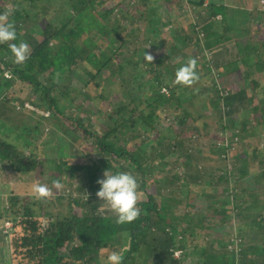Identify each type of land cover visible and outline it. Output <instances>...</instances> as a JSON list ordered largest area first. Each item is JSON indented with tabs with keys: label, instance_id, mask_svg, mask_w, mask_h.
Listing matches in <instances>:
<instances>
[{
	"label": "trees",
	"instance_id": "obj_1",
	"mask_svg": "<svg viewBox=\"0 0 264 264\" xmlns=\"http://www.w3.org/2000/svg\"><path fill=\"white\" fill-rule=\"evenodd\" d=\"M93 1L23 0L21 4L17 0H0V14L7 13L16 29V41L9 43L25 41L29 45L25 61L15 64L7 44H0V104L4 100L24 108L21 104L25 100L34 108L30 114L36 116L34 137H30L35 140L25 144L28 151L0 137V194L7 196L1 218L14 217L26 233L21 239L23 250L16 251V255L24 264H102L110 252L118 251L122 253V264H144L137 252L146 247L157 259L156 264H182L187 257L190 264H251L253 260L264 264V247L246 246V240L240 237L242 225L236 229L235 246L217 234L222 228H230V220L240 214L247 230L254 227L260 239L264 231V217L260 214L264 208V102H260L264 99V85L250 70L264 68V36L253 29L256 14L264 10H232L223 0H163L162 5L156 4L158 0H124L127 7L111 0L116 3H109L103 14L97 12L102 16L126 7L128 14L134 12L133 18L123 15L122 23L133 25L149 19L146 32L153 40L146 45L147 36L140 38L135 33L128 38L113 24L111 31L107 30L96 12H89ZM181 22L186 25L177 28ZM166 25L171 27L169 48L194 43L202 53L196 71L198 79L189 86L174 82V72L185 59L166 62V47L150 63L143 61L145 53H139L144 45L153 49L165 46L161 34ZM187 30L189 36H184ZM109 31L115 36L114 43L98 45L96 41L88 47L83 44L87 37L97 40V36ZM231 47L235 60L225 57V62H219V55L230 54ZM206 52L210 53L209 60ZM116 54L119 59H114ZM215 74L236 75L237 79L235 84L225 81L219 85ZM17 82L28 95L15 104L11 90ZM58 94L64 95L65 106L56 99ZM79 95L81 102L77 106L66 107ZM104 101L110 108L101 117L100 105ZM37 109L48 116L36 115ZM81 114L84 116L79 117ZM93 115L103 121L89 125L86 121ZM209 115L211 124L203 120ZM160 125L162 128H158ZM210 125L214 129L205 133ZM226 131L231 135L221 146L217 142ZM76 134L80 140L69 141ZM36 139L47 144L43 155L49 149L56 152V157L41 160ZM203 139L205 145L208 140H212L211 144L216 140L214 148L221 154L220 159L204 162L206 158L200 157L198 149ZM245 139L251 143L243 145L250 154L244 150L243 157H232L235 162L226 169V164H231L227 151ZM70 153L81 156L84 162L66 172L57 157H71ZM172 154L175 159L168 166L173 167L159 179L165 170L154 165L152 158ZM249 160L258 164L255 173L248 171ZM46 165L48 173L39 169ZM105 170L127 171L136 177L138 198L145 196L147 203L137 201L140 214L134 221L117 224L114 214L95 196L96 181ZM205 176L215 182L209 191L220 189L222 193L215 197L226 201L231 211L218 210L210 199L213 192H200L211 184L205 183ZM245 178L252 181V189L245 190V196L253 205L243 212L233 208V198L238 195L236 185L232 191L228 183H241ZM53 180L61 184L59 190L52 187ZM36 182L52 188V195L35 198L32 186ZM164 190L171 193L158 203L149 193ZM169 198L171 205L165 202ZM202 199L209 202L206 209L202 208ZM197 201L198 208L194 205ZM215 214L220 221L207 224ZM192 222L195 225L191 226ZM194 228L204 230L207 241L200 250V259L195 258L197 246L186 251L183 240ZM119 233L128 235L125 250L115 246ZM176 250L182 251L179 259L173 257Z\"/></svg>",
	"mask_w": 264,
	"mask_h": 264
},
{
	"label": "rangeland",
	"instance_id": "obj_2",
	"mask_svg": "<svg viewBox=\"0 0 264 264\" xmlns=\"http://www.w3.org/2000/svg\"><path fill=\"white\" fill-rule=\"evenodd\" d=\"M115 1H117V3L120 4L121 6L124 5L127 7L126 2L124 0H115ZM93 2H94L92 4L93 6L90 5L92 8H90L89 12L90 13L96 12L95 15L99 18L100 23L106 24V26H108L107 30H110V27L113 24L119 28L121 33H123V32L126 33L128 38H130L131 35L136 33L139 36L141 35L140 38H142V36L148 37V39L146 41V45H149L150 41L153 40L152 39L153 37L149 33L146 32V29L149 28V26H148L149 19L148 20L147 19L142 20V23L141 22L135 23L133 25H131V23L126 21V20H125L126 21L125 23H122L121 22L122 20H120V18L123 15L127 16V18H129V20H130L133 18L134 12L133 13L131 12L130 14H128V10L126 12L127 8L124 7V9L116 8L111 14L108 13L107 15L100 16L99 14H103L105 9L107 10L110 7L109 3H111V0H94ZM223 2L226 6L230 7L232 10L233 9H236L238 11H241V10L254 11V10H261V9L264 10V0H223ZM16 3L22 4L24 2H23V0H17ZM97 3H100V5ZM113 3H116V2H113ZM113 3H111V4H113ZM156 4L162 5V4H164V1L158 0V2ZM99 6L101 8H98ZM166 7H167V5H166ZM140 9H141V11L147 10V8H140ZM160 10H161V8H160ZM97 12L99 14H97ZM135 13H138V12L135 11ZM217 19H219V17H217ZM256 19H257L256 26L254 25L253 29H255L257 32L261 33V35L264 36V13L256 14ZM181 23H182L181 25L177 24L178 25L177 28L186 25V23H184V22H181ZM157 26L158 27L160 26L159 23ZM173 28H174V25H173ZM182 28H180V30H182ZM170 29H171L170 25L169 26H167V25L163 26L162 27V34L160 33L161 35H164V38H165V40H164L165 44L164 45L165 46H159L158 48L153 49L150 46L146 47L144 45L145 47L143 46L140 49L139 53L140 54L148 53L153 58L154 57H160L167 48L169 50H167L168 53L166 55V58H167L166 62L168 60H170L171 63H175V62L180 61L182 59H185V61H187L188 59L195 58L197 61L196 71H198V68H200V66H198V62L200 61V59H202L200 56L202 53L199 51V47L194 45V43H190L187 46H185L184 48H180V46H178V48L176 47L175 50L169 48L168 41L172 40V36L169 35ZM110 31H109V34L97 36L98 37L97 40H95L93 37H89V38L87 37L86 39H84L83 44L88 47L89 45L90 46L94 45V42H96V41H97L98 45H100V44L101 45H109L112 42L114 43L115 42V36H113L114 34ZM188 33H189V30L185 31V33H183V35L189 36ZM156 43H160V42L156 41ZM125 49L126 48H123V50H125ZM170 49L172 52L170 51ZM118 51H120V50H118ZM229 53L230 54H228V55H226L224 53L222 55H219L218 61L219 62H225L227 60L225 57H230V58H233L235 60L236 55L234 54L233 47H231V51ZM205 57H206V60H209L210 59V53L206 52ZM117 58L118 59L120 58L119 55H117V54L114 55V59H117ZM239 68L241 70L243 69L240 65H239ZM250 70L253 72V76L255 75V77L258 79L260 84L264 85V81H263L264 80V68H262L261 70H258V68L255 67V68L250 69ZM213 71H215L214 68H213ZM236 79H237L236 75H233V76L228 75L227 77H224V75L218 76L217 74H215V83L219 84V85H221V83L225 82V81H228L229 84H232L233 82L235 84ZM80 81H82V80H80ZM202 81H205V79H203ZM223 86H226V85H223ZM223 86H220L221 87L220 89H222ZM24 88L25 87L23 85H21L19 82H17V84L11 90V92H13V94H14L13 97L15 100V104L19 103L20 99H23V98H25L26 95H28L27 91L24 90ZM63 96H64L63 94H58L56 99L58 100V102L61 105L65 106L66 99H64ZM80 97H81L80 95L77 96V98L73 102H69L66 105V107L69 106L71 108H74L75 106H77V104L81 102ZM201 97L204 98V95H202ZM205 98H207V97H205ZM24 101L25 100H22V104H21V106H23L24 108L16 106L13 103H8V101L6 102L4 100H3L2 104H0L1 105L0 106V125H3L2 128L0 127V137L4 138L6 141H8L14 145L21 146L23 149L28 151V147L25 144L28 143L29 141L33 140L30 137H34V135H33L34 132L32 131L33 130L32 127L34 125L36 126V123H35V121H36L35 117L36 116L31 115L29 112L31 110H34V108L32 106L28 105L27 102H24ZM190 102L198 107V105L195 101L192 100ZM260 102L263 103L264 99L260 100ZM100 106L102 107L101 108L102 114L100 115L102 117L103 113H105V111L108 110L107 108H110V107L109 106L107 107L105 101L101 102ZM13 110H14V112H13ZM243 111H245V110H243ZM142 113L144 114L145 112L142 111ZM38 114L43 115L44 117L48 116L46 111H42L39 109H37V111H36V115H38ZM206 114H208L207 111H206ZM67 115H69V112L65 113V117H67ZM82 116H84V115L83 114H81V116L79 115V117H82ZM211 116L212 115H209V116L203 118V120H205L206 122H209L211 124V119H212ZM99 117H96L93 115L89 118L90 120L88 119V121H86V123H88L90 125L92 123L97 124V122L99 120L103 121V119L101 117L99 119ZM37 124H38V122H37ZM65 124L70 126L69 122H65ZM253 126H251V127H253ZM6 128H9V130L6 131ZM158 128H162L161 125L158 126ZM213 129H214L213 126L210 125L208 127V129L205 130L204 132L210 133V132H212ZM248 131H251V129H248ZM44 132H47V131H44ZM230 135H231V133L229 131L224 132L220 137L221 139L220 138H219L220 140L217 139V140H219L217 142V144H219L221 146L226 145L227 141H229L228 139L226 140V137H230ZM240 137L242 139L244 136H240ZM42 138H43V136H42ZM42 138H40V140H42ZM72 140L76 143V141H79L80 138L76 134L69 141H72ZM215 141L211 144L212 140H208V141H206L207 144L205 145L204 139L201 140V143H200L201 145L198 147V149L200 150L199 155L201 154L200 157L206 158V160L204 161L205 163H208V162L211 163L212 160L220 159L218 156L221 154L218 153V151L214 148ZM235 141L236 140H234V143H236ZM37 142H38V149L40 150V157L42 156L41 157L42 159L40 158L41 160H43V159L52 160L56 157V152L52 153L49 151V149H48L47 155H43V153L45 152V146H47V144L43 143V142L40 143L39 140H37ZM245 142L250 143L246 139L244 141L241 140L239 143H237L235 146H233V149H230L227 151L226 157L230 158L231 164L230 163L226 164V166H225L226 169H229V167L231 168L233 166L232 162H235V161H232V159H231L232 157H239V156L243 157L242 154H243L244 150H247L248 154H250L251 151L248 150L245 146H243ZM62 143H63V141H62ZM62 143L60 142L59 144H62ZM72 153H73V151H72ZM72 153H70V154H72ZM58 156H59V154H58ZM59 157H57V159L60 161L61 164H63V166H64L63 170L66 172H67V168H69V169L74 168L77 165H82L81 163L84 162L82 160L81 156L80 157H74L73 154L71 157H65V158H61V159H59ZM61 157H63V156H61ZM173 159H175L174 154L170 155L167 158H163V159H161L159 157L158 158H152V163L154 165H158V166L160 165L161 168L162 169L164 168L163 170H165L162 173V175H160L159 179L163 176V174L165 175L167 172H169V169H171V166L173 167V165L168 166L169 163L171 164V162H173L172 161ZM117 165H119V164L114 163L115 167H118ZM39 169H42L46 173H48V170H49L48 165L44 166V168H39ZM162 169H160V170H162ZM257 170H258V164L251 162L249 160L248 171L251 173H255ZM153 173L151 172V174H153ZM156 174L154 176H156ZM207 176H209V175H207ZM84 177H85V175H84ZM156 179L158 180V176H156ZM205 179H206L205 183L209 182L211 184L207 185V186L205 185L204 187H202L203 190L200 192H203L206 195H209L210 193L213 192V190L209 191L208 187L213 186V184H215V182L213 179H211V177L205 176ZM149 183H151V182H149ZM73 185L75 186V184H73ZM228 185L230 187L229 188L230 190H232V186L236 185V191L235 192L238 196H237V199L233 198V200H234L233 208L235 207V209H239V211H243V212L250 209L253 204L245 196V193H246L247 189H252V188H250L252 186L251 179L249 178L246 181V178H245L244 180L241 181V183L238 182L236 184L235 183L232 184V182H230V183H228ZM197 189H200V188H197ZM0 190H2V188ZM149 193L155 198L154 201L156 203H158L161 199L168 196L171 193V191H165L164 190L163 192L161 191L157 194H155L154 191H151ZM221 193L222 192H220V189H219V191H217V189H216V192L212 193V195L210 196V199L214 200V204L216 203V205L218 206V210H220V211H222V210L223 211H225V210L231 211V208L227 209V207H230V206H229V204L228 205L226 204L227 203L226 201H223L222 199L215 197V195H220ZM6 197H7L6 195L0 194V264H24L25 263L24 260H22V258L19 255H16V251L23 250V246H21V243H22L21 239H22V237H24L26 235V233L21 231L22 226L19 223H16V222H18V220L15 219L14 217L11 216L9 220H5L4 218H1V214H3V211L6 208ZM20 198H21V196L19 195V199ZM138 199L139 200H137V201H143L144 203H147L145 196H141ZM165 199L167 200V198H165ZM205 201L206 200L202 199V208L206 209L210 205H208L209 202L205 203ZM165 202L170 203L171 199L169 198L168 201H165ZM171 204H173V203H170V205ZM194 205H195V207L198 208L199 207L198 201L195 202ZM146 206L147 205H145L144 208H146ZM58 210H59L58 207L54 209L55 212ZM55 212H53V213H55ZM179 212H181V210ZM260 214L262 215V217H264V208H263V210L260 211ZM7 215H8V213H7ZM209 216H210V214H209ZM241 216H242V214L238 215V217H236V218H232L230 220L231 227L228 228V226H227L226 228H222V230L217 232V234L220 235V237H222L223 239H226V242L229 243L230 246H235L234 241H237L236 229L240 225H242V229H244V230H242L240 237H241V239L246 240L245 245L251 246L254 248H263L264 247V231H263V235L261 236L262 239H260L259 231L253 230L254 227H250L247 230L245 225H243L244 221H242ZM194 217H196V214H194ZM194 217H192V218H194ZM218 217L219 216L215 214L212 217V218H214L213 220H211V217L208 218V221H206L207 224H209V223L213 224V222L220 221V219ZM260 222H262V221H260ZM137 225H139V223H137ZM140 225L142 226L143 222L140 223ZM192 225H195V223L192 222L191 226ZM204 234H205L204 230H200V228L199 229L194 228V230L192 231L191 234H187L183 237L184 243L186 245L185 246L186 251L190 252L192 247L197 246V248H194V250H196V254H197V256L195 258H198V259H200L199 255H201L200 250L202 249L203 246H205L207 244V241L205 240ZM127 236L128 235L126 233L117 234L118 240L115 243V246H117L118 248H122V250H125L126 246L128 245V241L126 240ZM230 242H232V243H230ZM236 248L238 249V247H236ZM181 252H182L181 250H176L175 253H173L174 259H179L180 256L182 255ZM251 252L252 251H250V253ZM137 255H139V257H142L143 261L145 260L144 264H156V263H158L157 259L153 257V253H151L150 250L147 252L146 247L145 248L142 247L141 249H139V251L137 252ZM254 262H255V264L257 263L256 260L255 261L253 260V262L251 261V264H254ZM102 264H106V260H102ZM139 264H142V263L140 262ZM182 264H190V258L187 257V259H185V261H183Z\"/></svg>",
	"mask_w": 264,
	"mask_h": 264
},
{
	"label": "clouds",
	"instance_id": "obj_3",
	"mask_svg": "<svg viewBox=\"0 0 264 264\" xmlns=\"http://www.w3.org/2000/svg\"><path fill=\"white\" fill-rule=\"evenodd\" d=\"M16 41V29L8 19V14H0V44H7L12 61L22 64L28 55L29 45L25 41ZM153 57L143 54V61L150 63ZM197 61L195 58L188 59L174 72V82L189 86L198 79L196 72ZM5 75H9L5 73ZM98 190L95 196L99 201L114 214L117 224L130 223L140 214L137 207L138 183L134 175L127 171H108L102 173V178L96 181ZM52 187L59 190L61 184L57 180L52 181ZM32 194L37 199H46L52 195V188L36 182L32 186ZM122 253L110 252L106 257V264H122Z\"/></svg>",
	"mask_w": 264,
	"mask_h": 264
}]
</instances>
